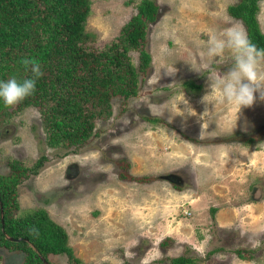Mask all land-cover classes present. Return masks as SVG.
<instances>
[{
  "label": "rangeland",
  "instance_id": "rangeland-1",
  "mask_svg": "<svg viewBox=\"0 0 264 264\" xmlns=\"http://www.w3.org/2000/svg\"><path fill=\"white\" fill-rule=\"evenodd\" d=\"M90 1L85 27L101 47L118 35L138 0ZM152 1L158 16L146 34L150 68L125 109L112 100V116L97 124L99 135L77 150L51 148L32 107L0 126L1 175L11 160L45 158L36 175L19 184L12 216L42 209L65 231V245L81 264H168L182 254L201 258L196 264H264V101L237 113L218 92L210 95V80L222 76L230 60L207 56L209 29L245 30L227 13L239 0ZM256 18L264 34V0ZM130 56L137 67L138 53ZM190 80L198 91L185 89ZM239 136L253 142L226 141ZM116 160L126 161L133 176L158 179L121 181ZM236 249L245 251L242 257ZM23 260L0 250V264ZM48 261L71 264L64 254H49Z\"/></svg>",
  "mask_w": 264,
  "mask_h": 264
},
{
  "label": "trees",
  "instance_id": "trees-1",
  "mask_svg": "<svg viewBox=\"0 0 264 264\" xmlns=\"http://www.w3.org/2000/svg\"><path fill=\"white\" fill-rule=\"evenodd\" d=\"M260 1L239 0L228 6L227 13L241 21L257 47L264 48V34L256 18ZM135 10L118 35L98 47L85 27L91 14L90 0H0V80L29 76L19 63L27 56L38 58L44 73L33 96L15 107H5L0 101V126L8 116L32 107L39 113L46 144L51 148L77 150L99 135L97 124L112 116V100L118 99L125 109L126 103L137 97L141 80L150 68L146 34L158 16V7L152 0H138ZM132 52L138 53L137 67L132 62ZM183 86L189 92L200 89L192 80ZM145 120L165 124L160 118ZM232 140L253 142L252 137L242 136L226 141ZM44 159L11 160L9 173L0 174V250L20 253L23 264H44L38 254L48 264H51L49 254H64L71 264H81L65 245V231L42 209L12 216L17 208L19 184L31 174L36 175ZM114 164L121 181L149 184L158 179L129 174V164L124 160H116ZM215 213L216 209L210 208L213 221ZM244 252L235 251L239 257ZM200 260L184 254L167 259L168 264H196Z\"/></svg>",
  "mask_w": 264,
  "mask_h": 264
},
{
  "label": "clouds",
  "instance_id": "clouds-1",
  "mask_svg": "<svg viewBox=\"0 0 264 264\" xmlns=\"http://www.w3.org/2000/svg\"><path fill=\"white\" fill-rule=\"evenodd\" d=\"M207 56L218 62L230 60V65L222 76L210 80L211 94L219 93V101L236 108H250L257 99L264 101V48L257 47L245 30L233 25L222 31L209 29ZM23 69L29 76L17 79L15 76L0 80V101L5 107H15L37 91V83L44 75L41 62L34 56L20 59ZM209 95L203 97L207 103ZM185 105L188 101L182 100ZM178 109V108H177ZM187 111L195 112L190 106ZM178 115H182L178 109Z\"/></svg>",
  "mask_w": 264,
  "mask_h": 264
},
{
  "label": "water",
  "instance_id": "water-1",
  "mask_svg": "<svg viewBox=\"0 0 264 264\" xmlns=\"http://www.w3.org/2000/svg\"><path fill=\"white\" fill-rule=\"evenodd\" d=\"M1 218H2V211H1ZM6 238H8V237H6ZM8 239H9V238H8ZM12 240H15V239H12ZM15 241H19V240L17 239V240H15ZM38 256H39L40 260H41L44 264H48V263L45 261V259H44L40 254H38Z\"/></svg>",
  "mask_w": 264,
  "mask_h": 264
}]
</instances>
